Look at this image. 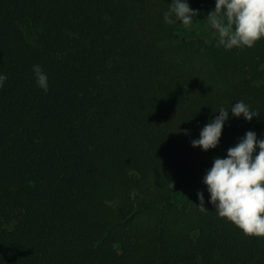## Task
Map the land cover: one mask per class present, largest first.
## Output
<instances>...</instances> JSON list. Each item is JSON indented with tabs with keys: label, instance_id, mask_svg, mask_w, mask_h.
Wrapping results in <instances>:
<instances>
[{
	"label": "trees",
	"instance_id": "trees-1",
	"mask_svg": "<svg viewBox=\"0 0 264 264\" xmlns=\"http://www.w3.org/2000/svg\"><path fill=\"white\" fill-rule=\"evenodd\" d=\"M171 2L0 0V264H264V238L218 217L202 183L247 131L264 138V39H178ZM239 100L259 116L229 112L217 148H193Z\"/></svg>",
	"mask_w": 264,
	"mask_h": 264
},
{
	"label": "clouds",
	"instance_id": "clouds-1",
	"mask_svg": "<svg viewBox=\"0 0 264 264\" xmlns=\"http://www.w3.org/2000/svg\"><path fill=\"white\" fill-rule=\"evenodd\" d=\"M198 14L199 9L191 8L187 0H172L162 19L168 25L179 23L190 28ZM205 20L216 46L225 50L253 47L264 39V0H215V7ZM32 72L37 86L47 92V73L39 64L32 66ZM6 80L7 75L0 73V88ZM216 112L218 115L200 129L199 137L190 141L193 148L205 152L217 148L229 112L245 121L260 114L243 100L233 103L230 109L221 106ZM202 183L209 194L208 203L215 207L218 217L233 223L247 236L264 238V138L258 139L256 132L247 131L234 147L227 149L224 158H214ZM197 198L198 208L207 211L203 192H198Z\"/></svg>",
	"mask_w": 264,
	"mask_h": 264
},
{
	"label": "rangeland",
	"instance_id": "rangeland-1",
	"mask_svg": "<svg viewBox=\"0 0 264 264\" xmlns=\"http://www.w3.org/2000/svg\"><path fill=\"white\" fill-rule=\"evenodd\" d=\"M176 35L178 39H186V40L202 39L206 42H210L211 40H213L210 35V26L205 20V16L202 12H199V14L194 18L193 24L191 25L190 28H186L183 25H180L176 31ZM226 152L224 156L221 158H224L226 156ZM193 192H194L193 188L182 190L173 196L172 201L174 204L180 206L184 203L191 201Z\"/></svg>",
	"mask_w": 264,
	"mask_h": 264
}]
</instances>
